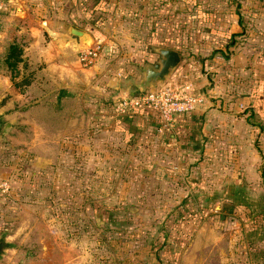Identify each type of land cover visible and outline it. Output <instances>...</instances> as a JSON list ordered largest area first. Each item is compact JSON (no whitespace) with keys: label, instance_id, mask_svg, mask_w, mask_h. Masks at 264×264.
Segmentation results:
<instances>
[{"label":"rangeland","instance_id":"obj_1","mask_svg":"<svg viewBox=\"0 0 264 264\" xmlns=\"http://www.w3.org/2000/svg\"><path fill=\"white\" fill-rule=\"evenodd\" d=\"M83 7L78 0H0V82L9 79L11 92L0 87V264H264L262 71H209L201 59L217 53L216 44L191 42L197 30L135 28L132 10ZM23 21L39 34L55 22L89 32L94 42L81 49L99 46L100 89L93 83L67 89L77 96L57 95L48 77L45 89L38 85L44 76L36 77L37 64L10 77L2 55L11 38L24 37ZM43 34L44 46L52 43ZM160 35L174 41L160 44ZM155 46L179 49L181 61L146 91L182 87L172 78L190 60L201 82L186 92L212 104L179 125L159 119L156 127V112L140 108L145 104L115 110L128 97L125 82L153 62ZM30 68L29 95L10 103ZM58 102L65 108H55ZM71 111L78 112L76 126L65 122Z\"/></svg>","mask_w":264,"mask_h":264},{"label":"crops","instance_id":"obj_2","mask_svg":"<svg viewBox=\"0 0 264 264\" xmlns=\"http://www.w3.org/2000/svg\"><path fill=\"white\" fill-rule=\"evenodd\" d=\"M95 1L96 0H78V2L84 6L82 8L83 12H87L86 10L93 7ZM69 5V8L75 7L74 2L73 4L69 2ZM102 6L106 7L105 9L108 11L113 10L112 13H116L117 10L121 12L132 10L138 13L139 18L137 17L136 21H134V19L129 20L135 23V28H143L148 25L151 29H156L161 26L170 30L175 27H182L184 30H197L199 34L195 32L189 33L191 42L192 40H199L203 42L205 48L210 44H216L214 47L216 50L214 51L217 53H210V55L201 59L203 66L205 65V69H209V71L219 70L222 73L229 72L234 77H252L255 72L261 70L263 76L262 85L264 86V0H134L133 4L130 0H107L106 3L103 2ZM93 8H97V5ZM91 12L96 13L95 10ZM112 13L108 16H112ZM143 15L146 16L144 20ZM71 20L75 21L73 18H71ZM23 22L25 25H21V28L24 37L21 38L20 42L19 40H13L11 38L5 46L6 48L8 44L14 42L21 49L20 61L16 64L15 71L12 75L17 76V70L20 68L25 71L26 67L29 68L37 64L40 66V74L36 77L41 78V76H44L43 83H39L38 85L45 89L46 85L49 84L47 80L45 81V77H48V79L52 81L54 89L58 91L56 92L57 95H62L64 97L75 96L78 93L74 92V94H71L67 89H77L80 87L92 88L91 84L93 83L94 87L100 89V87L95 85L96 81H94V79L103 78L104 68L102 64L105 63V60L102 61L100 60L101 58L98 57L92 65L82 68L76 57L78 50L81 49L80 42L71 37L67 32L69 26L84 30L82 29L83 27H78L74 25L75 23L73 22L64 25H61L60 22L48 23L42 28L43 30H41L42 32L39 34V28L35 27L36 25L34 22ZM28 29L30 32L27 31ZM44 31L48 32L47 37L52 40V43L46 46H44V40L42 39ZM92 38V42H94V37L92 36ZM156 39H160V44H168L174 41V38L172 40L171 36L164 35L156 36ZM242 39H245L246 42H241ZM228 42H231V44L227 45ZM163 47L175 49L169 46ZM152 48L153 47H151V49ZM175 50L179 51V49ZM223 50H228V54L225 55L224 60L221 59V52ZM2 56H4V51ZM186 66H188L187 69L185 68L184 71L173 76L172 83H180V86H186L188 83L187 90H189V86L196 88L198 86L197 81L199 80L193 79L191 72V68L196 69L197 65L189 60ZM30 69L31 70L27 72V74H23L24 77L20 80L22 89L19 93H16L17 98L14 95V98L12 97L8 100L10 103L16 101L18 97L21 99L20 101H22V99L26 98V93L29 95V89L33 83L31 76H34V74L31 73L34 68ZM99 75L102 76L99 77ZM199 82H201V80ZM0 87L11 93L9 79L1 81ZM25 88L28 90L26 91ZM262 90L264 101V87ZM195 92L198 91L195 90ZM188 93H190V91H188ZM43 97L44 96L41 98ZM67 98L69 97L65 99ZM120 99L122 98H119L117 101L119 102ZM244 99L242 100L243 102ZM247 99H250L251 102L253 101V98L251 100V97L247 96L245 99L247 103L250 102ZM38 100H40V97L33 102ZM43 103L45 102H39V105ZM59 103L60 102H58V104H52L55 108L59 105L61 107L64 104L63 102L61 104ZM5 104L7 105L8 102L6 101ZM210 105L212 104L203 100L193 112L203 110L204 107ZM65 106L66 103L64 104V108ZM4 108L5 107L2 105L1 109ZM148 108L152 107L149 106ZM109 109L112 110V107L109 106ZM153 110L156 112L159 121L157 122V127L161 121L159 120L158 112L154 108ZM186 114L175 116L169 125H179V122L185 121L183 116ZM65 120L67 124L78 125L80 122L78 112L71 111Z\"/></svg>","mask_w":264,"mask_h":264},{"label":"built area","instance_id":"obj_3","mask_svg":"<svg viewBox=\"0 0 264 264\" xmlns=\"http://www.w3.org/2000/svg\"><path fill=\"white\" fill-rule=\"evenodd\" d=\"M99 52L98 44L80 49L77 53V60L84 66H90L98 58ZM187 88L188 86L176 88L175 85L167 84L161 88L146 91L142 96L122 100L115 110L123 114L130 108L145 104L154 108L159 118L167 123L177 115L193 112L203 102L202 95L189 94L186 92Z\"/></svg>","mask_w":264,"mask_h":264},{"label":"water","instance_id":"obj_4","mask_svg":"<svg viewBox=\"0 0 264 264\" xmlns=\"http://www.w3.org/2000/svg\"><path fill=\"white\" fill-rule=\"evenodd\" d=\"M67 32L80 42L81 47L91 44L93 41L91 34L85 30L69 26ZM151 50L154 54L153 62L143 63L136 69L140 75L137 81L130 78L125 82V86L128 88V97L125 99H131L136 94L154 89L158 83L165 82L180 63V54L175 49L159 46L153 47ZM0 250H2L1 243Z\"/></svg>","mask_w":264,"mask_h":264},{"label":"trees","instance_id":"obj_5","mask_svg":"<svg viewBox=\"0 0 264 264\" xmlns=\"http://www.w3.org/2000/svg\"><path fill=\"white\" fill-rule=\"evenodd\" d=\"M100 0H98L99 2ZM102 2L105 0H101ZM102 2H100L97 6H101L102 7ZM231 42H228L227 45H230ZM226 45V46H227ZM179 52V51H178ZM20 54H21V49L20 47L12 42L10 44H8V46L5 48L4 50V56L2 57V62L4 63L5 67L11 72V77L13 76V72L15 71V67H16V64L20 61ZM180 54V52H179ZM149 107V106H148ZM147 106H144V107H140V108H146V109H150L148 108ZM136 109H139L136 108ZM152 109V108H151ZM153 110V109H152ZM154 111V110H153ZM125 115V114H124ZM247 120H250V119H247ZM161 123V122H160ZM159 125V124H158ZM160 126V125H159Z\"/></svg>","mask_w":264,"mask_h":264},{"label":"flooded vegetation","instance_id":"obj_6","mask_svg":"<svg viewBox=\"0 0 264 264\" xmlns=\"http://www.w3.org/2000/svg\"><path fill=\"white\" fill-rule=\"evenodd\" d=\"M0 243L2 244V242L0 241ZM3 247V246H2Z\"/></svg>","mask_w":264,"mask_h":264}]
</instances>
